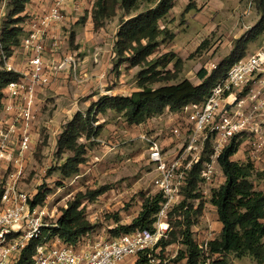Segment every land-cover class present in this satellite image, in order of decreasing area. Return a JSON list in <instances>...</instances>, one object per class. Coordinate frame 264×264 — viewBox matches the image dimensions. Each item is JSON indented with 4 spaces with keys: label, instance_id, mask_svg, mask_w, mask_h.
Here are the masks:
<instances>
[{
    "label": "trees",
    "instance_id": "16d2710c",
    "mask_svg": "<svg viewBox=\"0 0 264 264\" xmlns=\"http://www.w3.org/2000/svg\"><path fill=\"white\" fill-rule=\"evenodd\" d=\"M33 0H11L10 21L3 26V46L11 57L14 47L19 46L25 35L23 24L32 17L28 6ZM260 21L249 32L248 38L237 41L235 50L224 59L216 71L209 72L202 68L197 78L199 84L188 79H180L185 61L174 52H168L154 59L153 56L163 44L171 43L175 34L162 24L167 20L175 6V0H97L92 9V20L98 28L100 22L114 18L118 11L123 14L115 44V52L120 61L116 66L129 62L133 67H141L137 92L131 96L102 97L97 110L89 109L79 112L74 119L64 125L58 141L57 155L70 154L63 165L59 167L64 180L72 179L81 173L87 163L88 149L99 138L103 125L98 122L97 113L106 115L109 111L122 117L130 127H138L166 113L178 114L190 106L203 105L211 96L213 89L225 79L231 68L247 57L248 45L264 36V0L253 1ZM144 5V9H141ZM195 8L190 3L185 10L188 13ZM127 18V19H126ZM190 56L193 58L201 52L205 43ZM189 58V59H190ZM20 75L16 72L0 70V115L3 111L5 89L12 81H17ZM179 80V81H178ZM164 85L154 88L158 83ZM86 139L88 143H82ZM209 143V142H208ZM240 141L235 136L225 147L218 158V165L225 177V182L213 190L210 203L217 209L222 231L219 237L200 247L194 239L192 227V211L194 206L190 200H202L197 193L201 184L203 161L193 166L188 173L183 186L184 201L175 208L178 221L174 228L173 238L162 240L158 248L165 250L175 242L180 241L184 247L180 250L177 262L185 264H230L229 257L238 259L251 257L259 264H264V190L256 187L254 178L257 173L254 162L234 160L240 150ZM264 176V173H259ZM108 190L107 187L96 191L79 193L70 202L52 227H44L43 237L32 240L18 254L14 264H34L36 248L44 241V237L52 239L58 236L65 244L80 248L79 243L87 235L95 231L87 219L83 200L95 201ZM49 191H39L31 202L33 207L43 206ZM165 202L162 193L144 198L140 213L129 225H117L109 229L110 238L136 231L153 232L157 215ZM201 207V204H200ZM155 256V255H154ZM137 264H151L145 254H141Z\"/></svg>",
    "mask_w": 264,
    "mask_h": 264
},
{
    "label": "rangeland",
    "instance_id": "374dc122",
    "mask_svg": "<svg viewBox=\"0 0 264 264\" xmlns=\"http://www.w3.org/2000/svg\"><path fill=\"white\" fill-rule=\"evenodd\" d=\"M10 1L11 0H0V24L2 27L10 21ZM57 1L58 0H37L30 5L29 14L36 12L35 9L39 11L41 8L42 11L46 10L47 12ZM66 1L64 5L65 14L68 11L67 8L71 7V5L67 7L68 2ZM89 1H93L94 4L97 0ZM178 1L179 0H175L173 10L170 12L167 20L162 24L163 28L167 26L174 34L179 31L178 29L181 26H184L188 22V14L190 11L199 10L194 0H190L183 10H181ZM243 1L249 8L254 9L258 14L254 2L251 0H242V2ZM190 3H193L195 8L185 13ZM144 8L143 5L141 9ZM2 11L4 13L3 16ZM38 11L35 15H39ZM72 11L74 12L72 16H77L79 20L76 25L71 24L66 28L65 32H70L69 36H73V41L70 42L69 49L70 51H74L78 48V45L80 47L83 44L89 45V47L91 46V48L94 49L89 52L85 51L83 56H93V63L94 66H96L99 64L96 62L99 58V54L96 53L101 46L103 50H109L112 46L115 49L116 38L123 20V14L121 11H118L116 17L100 22L98 28H96L90 15L88 16L85 14L82 16L79 14V8H72ZM86 12L87 10H85V13ZM257 23L255 25H257ZM232 27V23L228 24L227 22L223 24L222 21V24L218 27L216 32L212 34V37L210 36L211 38L206 40L205 47H203L201 52L189 59V65L193 66L198 71L202 68L207 69L209 72L216 71L218 65L236 48L238 40L232 41L229 38V35L232 33ZM250 31L251 30L248 29L240 39L243 37L245 38ZM80 42H82V44H80ZM93 42L96 44L92 46ZM168 44L169 43L163 44L153 58L157 59L165 53L174 52L173 50H168V52L165 51ZM258 44L257 42L250 43V47L248 45L249 50L251 51L256 46L258 47ZM115 51H111L112 57L110 62H107L109 65H112V68L108 70L110 75L112 74L116 77L124 73L123 76L126 80L124 83L127 87L130 85L131 80L134 82L135 78H137L138 85V76L141 72V67H133L129 62H124L116 66L120 59L115 54ZM205 51H208V53L204 56ZM14 55L16 65H23L26 63L25 55H23L22 51ZM200 56H203V58ZM186 63L187 62L184 64L179 80H182L184 74H186ZM110 77L111 76L108 74L107 78L109 84L111 82ZM164 84L165 82L158 83L154 88H158ZM102 97L103 96L99 94L95 103L91 102L89 107L86 106L84 109H80L84 111L87 109L88 111L94 108V111H96L98 109L97 105ZM88 98L89 97H87L86 100H88ZM83 101H85V99H83L82 102ZM193 106L185 109L183 111L184 114H181V116L179 115L175 120L172 119L173 114L168 112L139 127L128 126V124H125L124 119L113 111H109L106 115L97 113L98 122L96 125H103L100 136L95 139V144L88 149V161L85 166L82 167L81 173L72 179L66 180L62 178L59 167L65 163L70 154L59 156L56 154L55 146L58 145V136L50 134L48 128H46L47 126L43 127V122L47 120L42 121L39 134H41L40 139H42L41 148L43 152H41L39 156V162L36 161L37 163H34L28 169L27 177L24 179L22 177L21 180L18 181L16 184L17 189L29 194L33 199L39 191H49L45 204L42 207H45L50 214V216L46 218L45 223L48 227H52L61 217L63 211L68 208L69 203L74 201L79 193H87L88 191H96L100 188L107 187L108 190L106 193L99 196L97 200H83L82 206V208L84 207L87 219L95 228L93 237H105L108 235L109 229L117 227V225L131 224L134 218L140 213L144 198L160 192L154 185L157 172L156 166L150 161V143L143 137L147 136L157 142L158 145L162 146L168 158L177 157L179 152L184 153L189 143L192 130L189 116L193 110ZM47 111L48 117H54V111L52 109L44 111L43 114ZM262 126H264V122ZM171 128H179L182 131V135L178 137L164 133L165 130H170ZM261 132L264 138V129L263 131L261 130ZM158 133H162V135H157ZM236 136H238V140L241 143L240 153L237 158L241 159V162H248L251 159L254 160L257 171L254 182L258 189L264 190V176L258 175L259 173H264V147L257 146L259 144L257 142L259 138L251 134L250 131L244 132V135L241 133ZM213 141L214 139L212 138L209 143L207 142L205 150L201 152V160L204 163L212 162ZM81 142L88 143L86 139H82ZM52 157L53 163L50 165L49 163ZM191 158V153H187L185 155L184 165L187 164ZM211 166L213 168L211 169L212 174L210 180L201 182L198 186L197 193L202 195V200H190V203L194 206V210L192 211V221L194 222L192 231L194 239L197 244L204 249L207 248V244L210 241L217 239L222 231V224L219 221L217 209L210 203V200L213 190L219 188L225 182V177L217 163L211 164ZM11 172L12 169L4 170L3 176L7 177ZM2 186L3 185H0V192ZM181 194L183 195V188ZM182 201H184V196H182L180 200L174 201L171 209L166 214L165 221L169 224V230L164 238L166 241L174 237L172 233L179 232L180 230L179 228H174V226L178 221L182 220V218H178V214L174 212L175 208L179 206ZM183 249L184 247L181 245L180 241L168 246L165 250L161 248L156 249L150 258L152 260L151 264H185V261L177 262L178 253ZM135 260L136 259H131L129 264H133ZM229 262L230 264H259L251 257L238 259L235 256H230Z\"/></svg>",
    "mask_w": 264,
    "mask_h": 264
},
{
    "label": "built area",
    "instance_id": "2783aa9c",
    "mask_svg": "<svg viewBox=\"0 0 264 264\" xmlns=\"http://www.w3.org/2000/svg\"><path fill=\"white\" fill-rule=\"evenodd\" d=\"M64 5L65 0H58L44 14L32 15L33 27L23 42L25 50L31 54L28 69L5 89L3 111L11 113L17 108L18 112L10 124L7 120H0V185H3L0 192V264H14L18 254L32 240L42 238L44 227H48L45 223L50 216L47 209L33 207V198L18 190L16 184L25 173L24 156L31 151L33 142L36 90L49 86L56 72L76 65L73 58L65 59L57 67H50L45 61L48 32L53 25L63 21ZM248 36L249 33L245 38ZM10 59L3 46V27L0 24V70L15 72ZM255 84L264 89V43L256 53L231 68L203 105L193 106L189 116L192 130L184 153L168 158L162 146L147 136L143 137L150 143V161L156 166L154 185L165 200L153 232L136 231L116 238L109 235L94 238L93 232L79 243L80 248L65 244L58 236L52 239L44 237L36 248L34 264H129L131 259H136L133 264H137L141 254L150 259L153 252L160 249L158 246L169 230L166 214L173 202L182 198L186 177L193 166L202 161L201 152L207 142L214 139L212 162L203 163L202 182L210 180L211 164H218L219 156L236 135L250 130L257 132L252 128V119L256 112L264 118V94L262 90L254 89ZM246 92L256 103L253 112L248 115L235 110L236 107L242 108L244 102L240 101L239 95ZM167 134L180 137L182 131L171 128ZM14 135L18 138L17 148L10 145ZM187 153H191L192 158L184 165ZM9 169L12 172L7 177H1V172Z\"/></svg>",
    "mask_w": 264,
    "mask_h": 264
},
{
    "label": "crops",
    "instance_id": "0c3cea01",
    "mask_svg": "<svg viewBox=\"0 0 264 264\" xmlns=\"http://www.w3.org/2000/svg\"><path fill=\"white\" fill-rule=\"evenodd\" d=\"M35 1L37 0H33L32 3ZM189 1L190 0L178 1L181 10H183L187 6ZM66 2H68L67 7L68 5H71V7L67 8L68 11L66 14L64 13L65 17L63 21L53 25L48 32V37L46 39L45 61L50 65V67H57L65 59L73 58L76 60V65L74 67L69 66L63 71L56 72L49 86L41 87L36 90V116L32 125L33 142L31 145V151L24 156L25 173L23 175V179L27 177V171L30 166H32L34 163L36 164L37 162H39V156L41 152H43V149L41 148V134H39L42 121L47 120L46 122H43V127L47 126L46 128H48L50 134H52L53 136H58V144V140L61 137L64 125L71 122L79 112H86L87 109H85V111L81 109H84L86 106L89 107L91 102L95 103L99 94H101L103 97H127L131 96L134 92H137L139 90L137 85V78L134 79V82L131 80L130 85L127 87V85H125L124 83L126 81L123 76L124 73L123 75L116 77H114L112 74L110 75V72L108 70L112 68V65H109L107 62H110V59L112 57L111 51H115L113 46L109 50H103V47L101 46L99 51L96 53L99 54V58L96 60V62H98L99 64L96 66H94L93 63V56H83V54H85V51L89 52L90 50L94 49L91 48V46L89 47V45L87 46L83 44L79 47L78 45V48L76 50L70 51L69 45L70 42L73 41V36H69L70 32L65 31L69 25H76L79 20L77 16H72V14L74 13L72 11V8H79V14H81L82 16H84L85 14H87L88 16L90 15V18L92 20V9L94 4L93 1L89 0H67ZM194 2L196 3V6H198L199 10L190 11V13L188 14V22L184 26H181L178 29L179 31L175 32V40L169 43L168 46H166L167 49L165 51L168 52V50H173L179 57L187 62L185 69L186 74H184V79H188L195 84H199V80L197 78V74L199 71L193 66L189 65L190 56L198 50V48L204 43V41L212 37V34L216 32L218 27L222 24V21L223 24L227 22L228 24H233V27L231 28L232 33L229 35V38L230 40L235 41L239 40L248 29H251L258 21H260V16L256 13V11H254V9L249 8V6L246 5L244 1L242 2V0H194ZM30 5L28 6V12ZM35 10L36 12L38 11L37 9ZM85 10H87L88 13H85ZM36 12H33L30 15H35ZM45 12L46 10L42 11V8L38 11L39 15L44 14ZM3 15L4 13L2 14V16ZM23 26L25 35L22 39L21 44L13 48V53L16 54L19 51H22L23 55H25L26 63H24L23 65H16L15 55L12 54V56L10 57V64L14 67L15 72L18 73L21 77L27 71L31 57V54L25 50L23 45L24 39L28 36V32L33 27L30 18L26 20ZM254 42L259 43L258 47L256 46L253 50L250 51L249 45L247 53L249 54L250 51V54H247V56L256 53L263 46L264 36ZM80 44H82V42H80ZM95 44L96 43L93 42L92 46ZM207 53L208 51H205L204 56ZM200 57L203 58V56ZM108 74L109 76H111L110 84L108 83ZM254 89L256 91L262 90L264 94V89H262L261 85L255 84ZM87 97H89L88 100H86ZM83 99H85V101L82 102ZM239 99L240 101H243L244 104L242 108L236 107L235 110H240L247 115L251 114L256 106V103L251 100L249 92L240 94ZM48 109H52L54 111V117H48V111L43 114V112ZM17 112V108H15L11 113L2 111L0 120H7L10 124L12 123L13 118L16 117ZM181 114L184 113L181 112L178 114H173L172 119L175 120L179 115L181 116ZM263 120L264 118L260 116V112H256L255 116L252 119V128L256 129L257 132H255L254 130H250V133L259 138V140L257 141L259 143L257 145L258 147H264V138L262 137L261 132V130L263 131L264 129V126H262L264 122ZM125 124L127 123L125 122ZM168 131L169 130H165L164 133L167 134ZM157 135H162V133H158ZM17 144L18 138L14 135L12 136L10 145L14 148H17ZM55 147V152L57 153L58 148L57 146ZM239 153L240 152L235 155L234 160H241L237 158ZM249 161L254 162V160L252 159ZM52 163L53 157L50 159L49 164L51 165ZM3 173L4 171L1 172V177L3 176Z\"/></svg>",
    "mask_w": 264,
    "mask_h": 264
}]
</instances>
